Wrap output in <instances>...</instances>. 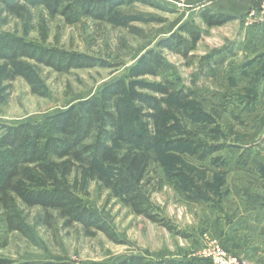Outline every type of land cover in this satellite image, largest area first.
Returning a JSON list of instances; mask_svg holds the SVG:
<instances>
[{
	"label": "rangeland",
	"instance_id": "1",
	"mask_svg": "<svg viewBox=\"0 0 264 264\" xmlns=\"http://www.w3.org/2000/svg\"><path fill=\"white\" fill-rule=\"evenodd\" d=\"M155 1L164 10L140 3L120 7L124 15L140 17L129 23L135 29L132 31L91 18L70 25L61 16L51 17L43 6L31 7L23 2L21 5L26 6V10L12 12L0 0V35L61 53L88 55L108 65L57 72L35 59L20 56L17 61L31 67V82L15 72L14 61L0 58V124L38 123L94 97L102 88L125 76L143 54L157 48L158 42L192 21L204 32L197 48L187 58L167 50L161 53L184 85L195 90V96L205 103L206 111L212 115L216 111L220 116L214 115L223 131L219 143L225 147L215 157L223 162L264 158V14H261V4H249L244 0H207L215 11L228 3L231 4L229 11L235 12L231 22L208 28L201 19L203 10L207 9L202 8V3ZM252 11L257 16L248 20ZM145 80L160 81L153 77ZM141 91L156 95L146 89ZM120 148L130 150L127 145ZM156 159L153 153L146 173V179L151 180L149 200L154 211L174 227L173 232L135 214L99 182L91 181L81 187L79 178L73 176L69 186L79 191L83 205L99 215L120 242H113L96 229L69 222L58 211L28 207L15 199L19 217L26 228L24 231L12 229L11 215L0 208V258L11 264L48 261L112 264L139 256L149 261L213 264L205 258L204 252L210 243L220 242H211L208 231L212 226L234 230L237 227L234 217L227 218L223 206L216 208L212 206L214 204L189 200L186 193L167 177L161 162ZM203 165L208 167L209 162ZM225 188H222L223 192ZM220 199L217 197L216 202ZM211 208L217 210L216 214L211 213ZM238 230L235 229V234L230 237L235 238ZM243 235L242 248L241 240L240 244L234 243L236 239L226 248L220 244L225 256L229 260L237 258L238 264H264L262 254L257 259L252 253L240 255V250L244 251L249 245H254L252 252H259L255 244L259 239L264 245V224L259 231L245 230ZM246 241L249 243L245 244Z\"/></svg>",
	"mask_w": 264,
	"mask_h": 264
},
{
	"label": "trees",
	"instance_id": "2",
	"mask_svg": "<svg viewBox=\"0 0 264 264\" xmlns=\"http://www.w3.org/2000/svg\"><path fill=\"white\" fill-rule=\"evenodd\" d=\"M3 1L12 12L26 10L27 7L21 5L23 2L31 7L43 6L51 17L61 16L70 25L91 18L132 31L135 29L129 23L140 17L126 16L120 7L140 3L164 10L155 0ZM201 19L208 28H213L231 22L235 17L207 8ZM203 35L194 22L188 21L158 42L156 49L143 54L125 76L102 88L94 97L38 123L0 124V208L11 215L12 229L24 231L26 228L16 205L15 199H19L28 207L58 211L69 222L96 229L119 243L107 223L83 205L79 191L69 186L75 176L81 187L91 181L99 182L135 214L173 232L174 227L150 204L148 187L151 180L146 179V173L153 153L167 177L186 193L189 200L215 204L217 197H223L226 174L218 168L226 164L215 157L225 147L219 143L223 131L216 118L220 116L216 111L213 115L206 111L205 103L195 96V90L184 85L161 53L167 50L187 58ZM20 56L35 59L57 72L108 66L105 61L88 55L61 53L0 35V58L14 61L15 72L32 82L31 67L17 61ZM147 77L160 81L151 83L145 80ZM142 89L156 95L144 93ZM124 145L130 150L123 151L120 147ZM207 159L210 164L205 167L203 163ZM0 264L11 262L0 258ZM41 264L71 263L48 261ZM112 264L185 263L149 261L134 256Z\"/></svg>",
	"mask_w": 264,
	"mask_h": 264
},
{
	"label": "crops",
	"instance_id": "3",
	"mask_svg": "<svg viewBox=\"0 0 264 264\" xmlns=\"http://www.w3.org/2000/svg\"><path fill=\"white\" fill-rule=\"evenodd\" d=\"M202 8H208L212 11L215 9L211 8L212 3L207 0H191V4H201ZM231 4H224L221 7H218L219 10L215 12L228 14L231 16L235 12L230 10ZM226 150L225 152H227ZM233 151V150H232ZM238 154V153H236ZM205 162L210 161L207 159ZM225 166L218 168V170L223 171L226 174L227 184L225 185V193L223 197L216 202L213 207L223 206L225 209L224 212L227 213L228 216L234 217V224L237 226L235 229H239L236 232V237H230L235 234L234 230H225V227L218 228V226H212L209 229L208 234L211 236V242H220L225 248L227 246H231L233 241L234 243L240 244L239 240H241V248L244 247V235L243 232L256 230L259 231L261 229V225L264 224V158L256 159H232L225 161ZM211 213L217 212L216 209H210ZM213 215V214H212ZM221 216V215H220ZM225 224V222H224ZM244 227H249L244 229ZM251 227V228H250ZM225 230L221 233V231ZM227 233L228 235L226 236ZM221 236H225V239H221ZM234 238V239H233ZM208 240V237L206 238ZM249 243L246 241L245 244ZM205 242L204 245H206ZM255 249H258L259 252H252L254 249V245H249L248 247L240 250V255L244 252L246 255L252 253L255 254V258L262 254V250L264 249V245L262 242L257 240V244Z\"/></svg>",
	"mask_w": 264,
	"mask_h": 264
},
{
	"label": "built area",
	"instance_id": "4",
	"mask_svg": "<svg viewBox=\"0 0 264 264\" xmlns=\"http://www.w3.org/2000/svg\"><path fill=\"white\" fill-rule=\"evenodd\" d=\"M259 2L262 6V13L264 14V0H252ZM257 16V13L255 11H252L248 15V20H253L254 17ZM226 252L222 250L220 247V244L213 243L208 246V248L204 252L205 258L211 261L213 264H238V259L233 258L230 259L225 256Z\"/></svg>",
	"mask_w": 264,
	"mask_h": 264
}]
</instances>
